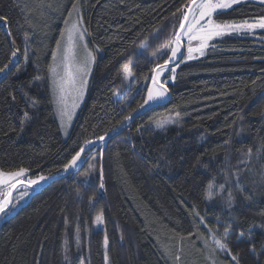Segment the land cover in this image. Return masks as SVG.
<instances>
[{"label":"trees","instance_id":"16d2710c","mask_svg":"<svg viewBox=\"0 0 264 264\" xmlns=\"http://www.w3.org/2000/svg\"><path fill=\"white\" fill-rule=\"evenodd\" d=\"M181 2L79 0L89 43L102 51L83 107L63 139L46 78L73 0H0V16L6 17V23L0 21V67L12 61L0 74V169L24 167L28 176L53 177L1 221L0 264H105V235L108 264H171L179 248L199 247L197 231L207 236L208 228L193 225L199 223L191 215L193 205L218 235L232 225L228 243L241 264H264V255L257 261L249 243L235 238L241 230L247 236L251 226V242L258 251L264 247V32L212 41L215 50L177 68L176 80L166 85V102L138 107L155 62L151 54L171 34L172 13ZM233 7L217 19L239 22L264 15V5L256 2ZM145 41L149 47L140 49ZM129 59L130 86L120 74ZM9 91L18 102L11 101ZM24 92L39 103L21 133ZM127 115L132 120L120 126ZM165 119L174 122L156 128L154 122ZM113 126L116 134L109 133L105 142L96 139ZM85 140L95 142L85 146V161L59 176ZM101 167L104 189L99 188ZM213 179L218 194L210 201L205 189ZM220 184H225L222 192ZM229 191L235 196L231 209ZM101 211L104 222L97 225Z\"/></svg>","mask_w":264,"mask_h":264},{"label":"snow or ice","instance_id":"6c2138e0","mask_svg":"<svg viewBox=\"0 0 264 264\" xmlns=\"http://www.w3.org/2000/svg\"><path fill=\"white\" fill-rule=\"evenodd\" d=\"M244 2L245 0H182L180 5L176 8V11L172 13V16L176 18V23L172 26L171 34L166 42L161 44L157 51L151 54L155 62L151 68L150 77H146V79H150L151 83L147 87L146 98H144L143 103L138 107L143 108L149 103L165 99L169 93V88L166 85L170 80H176L177 68L187 61L197 60L205 56L206 50L209 48L215 50L216 45L211 43L212 41L232 34L249 35L254 33L257 29L264 30V15H260L251 20L244 19L239 22L235 20L217 19V17L226 14L227 10H234V5H240ZM259 2L264 4V0H259ZM46 7L52 8L53 6L52 4H47ZM57 7H62V5H57ZM0 21L6 23V17L0 16ZM159 31L160 30H157L154 35L158 37ZM89 36H91V33L84 25V18L81 14L79 0H73L71 9L64 19V27L60 31L59 38L55 42V48L51 52V63L47 65V72L51 81L50 102L55 106V113L60 119V126L65 130V134H67L66 128L70 124L75 110L79 107L84 98L88 77L96 62V54L102 51L99 46H95L94 48L89 47V41L87 40ZM27 42L28 36L25 35L26 45ZM13 43H15V41H13ZM148 47L147 41L139 45L140 49L146 50ZM18 51L19 49L12 51V57H16ZM25 62H27V47L25 48ZM10 64H12L11 60L5 63L3 67H0V74L6 73L9 70ZM120 74L122 81L134 79L133 63L131 59L121 66ZM35 79H41V77L37 76ZM8 96L11 97L12 102H18L17 95L14 92L9 91ZM23 99L27 108L23 110V115L20 118L19 131L21 133L25 131L26 125L33 119L35 109L39 103L34 97H30L27 92L23 93ZM5 102H7V98ZM27 109H32L33 111L30 112ZM133 111L136 110L134 109ZM177 116H179V113H177ZM131 118V115L124 116L123 120L119 122V125L123 126L124 122ZM240 119L242 120L243 117H240ZM173 122L174 121L170 119H165L155 121L154 123L156 128L163 129L167 124ZM233 123L235 124V121H233ZM10 130L15 131V128H10ZM116 132L117 127L113 126L96 139L100 142H105L109 133ZM94 143V141L85 140L84 145H81L79 149L71 155L70 159L63 164L62 171L67 173L73 169H78L81 163L85 161V146H91ZM225 143L227 144L228 141ZM261 150V148L257 149V151ZM247 155L249 158L251 157V148L248 149ZM197 162H199V157L197 158ZM158 166L159 165H157V167ZM90 169L94 171L95 166H90ZM28 172L29 169L24 167L12 171L0 169V219H4L9 215L12 209L16 207V204L29 195L28 189L49 179V177L44 175H40L36 179H26ZM236 179L239 185V176H237ZM99 180V188L104 189L105 184L102 167L99 170ZM214 188H216V185L213 179V181H209L207 184L205 199L210 201L214 199L215 195L218 194L214 191ZM218 188L219 191L222 192L225 188V184H220ZM21 189L23 190L21 191ZM239 191L241 194L244 193L243 185L239 186ZM13 192H19V196H14ZM244 199L251 200L252 197L245 196ZM14 200L16 203H13ZM234 202L235 196L229 191L226 201L227 207L231 209ZM261 214L264 215V213ZM191 215L199 218V223L195 220L193 221L194 227L199 229L202 224L205 228H208V232L211 235L212 239L211 242H209L208 238L202 232L197 231L196 233L203 241L204 249L208 252L207 258L211 261V264H216L214 257H216L218 252L226 253V255L231 258L230 264H241L239 253H233L228 243L229 237L233 232L231 224L227 225L223 233L218 235V229L209 227L205 217L201 216L200 213L196 211L195 205H193ZM94 222L97 225L103 224L104 216L102 211L95 216ZM217 222H219V217H217ZM77 233H79V226H77ZM191 235L192 233L189 234V236ZM122 238L123 237H121V239ZM235 238L237 242L249 243V251L256 257L257 261H260V257L264 255V247L258 251L255 244L251 242V226L248 229L247 236L245 231L241 230ZM181 239H183V237ZM108 243V237L105 235V264H108L109 261L107 252ZM77 247H79V241H77ZM65 259L67 260L68 257L65 256ZM175 259L179 261L180 256L176 255Z\"/></svg>","mask_w":264,"mask_h":264},{"label":"rangeland","instance_id":"374dc122","mask_svg":"<svg viewBox=\"0 0 264 264\" xmlns=\"http://www.w3.org/2000/svg\"><path fill=\"white\" fill-rule=\"evenodd\" d=\"M247 1L256 2V3L261 4L259 2V0H245V2H247ZM81 14H82V12H81ZM257 32H264V30L257 29V30H255L254 33L249 34V35H253V34L257 33ZM232 35H236V34H232ZM87 40L89 41V38L88 37H87ZM89 47L90 48H93L90 45V43H89ZM182 51H183V49H182ZM187 62H190V61H187ZM93 68H94V65L92 67V72H93ZM92 72H91L90 76L88 77V84H87V88H86V91H85V94H84V98H83L82 102L80 103L79 107L75 110V114L73 115L70 124L66 128L67 134H65V130L62 129L61 126H60V119H59V117L55 113V106H54V104L50 102V104L52 105L53 111H54L55 119H56V121L58 123V126H59L60 134H61V136H62L63 139H66L69 136L70 131H71V128L73 127V124H74L76 118L78 117V115H79L82 107H83V104H84V101H85V98H86V94H87V90H88V85H89V82H90V78H91ZM46 79H47V94H48L49 100L51 101V88H50L51 81H50V78H49V74H47V78ZM133 81H134V79L127 81L128 86H130ZM150 83H151V81L149 79L148 82H147V87L150 85ZM147 87H146V91H145L144 98H146ZM167 98H168V95H167V97L165 99L160 100L158 102L149 103L148 105L163 103V102H165L167 100ZM148 105H145V106H148ZM74 170H76V169H73V170H71L69 172H72ZM69 172H67V173H69ZM67 173H64L61 170L59 172V176L60 175H65ZM37 177L38 176H28V174H27L26 179H36ZM52 178L53 177H49L48 180L42 181L38 185H35V186L31 187L30 189H28L29 195L26 196V197H24L23 200H20L19 203L16 204V207L14 209H12V211L10 212V214L7 215L4 219H6L10 215H12L18 209L19 206H21L26 200H28V198L30 197V195L32 194V192L34 190L39 189L42 186H44ZM22 190L23 189H21V191ZM13 195L18 197L19 196V192H13ZM13 203H16V201L14 200ZM4 219H0V223ZM206 237L208 238L209 242H211V239L212 238H211V235H210L209 232H207V236ZM197 245L199 246L198 248H194L195 246H188V247H184V248H179L178 249V252H177V255L180 256V259H179V261H177L175 258L172 259L171 260V264H211V261L207 258L208 257V252H207L206 249H204L203 241L202 240H201V242L198 241ZM214 258L216 260V264H230V259L231 258L229 256H227L226 253H224V252H218L217 255H216V257H214Z\"/></svg>","mask_w":264,"mask_h":264},{"label":"water","instance_id":"95a60500","mask_svg":"<svg viewBox=\"0 0 264 264\" xmlns=\"http://www.w3.org/2000/svg\"><path fill=\"white\" fill-rule=\"evenodd\" d=\"M169 96V95H168ZM168 99V98H167ZM167 101V100H166ZM165 101V102H166ZM164 103V102H163ZM160 104H162V103H160ZM148 106H150V105H148ZM144 107H146V106H144ZM132 120V119H131ZM123 128H125V127H123ZM114 134H116V133H114ZM114 134L113 135H111V136H114ZM49 182V181H48Z\"/></svg>","mask_w":264,"mask_h":264}]
</instances>
